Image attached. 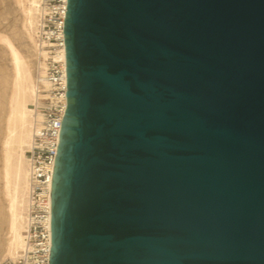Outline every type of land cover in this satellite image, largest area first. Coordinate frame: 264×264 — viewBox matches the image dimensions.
<instances>
[{
  "label": "water",
  "instance_id": "95a60500",
  "mask_svg": "<svg viewBox=\"0 0 264 264\" xmlns=\"http://www.w3.org/2000/svg\"><path fill=\"white\" fill-rule=\"evenodd\" d=\"M49 264H264V0H68Z\"/></svg>",
  "mask_w": 264,
  "mask_h": 264
},
{
  "label": "built area",
  "instance_id": "2783aa9c",
  "mask_svg": "<svg viewBox=\"0 0 264 264\" xmlns=\"http://www.w3.org/2000/svg\"><path fill=\"white\" fill-rule=\"evenodd\" d=\"M68 0H38L36 42L44 72L30 105L33 133L26 151L28 203L24 246L15 260L2 264H49L51 195L62 123L67 109V71L64 25Z\"/></svg>",
  "mask_w": 264,
  "mask_h": 264
},
{
  "label": "bare ground",
  "instance_id": "6f19581e",
  "mask_svg": "<svg viewBox=\"0 0 264 264\" xmlns=\"http://www.w3.org/2000/svg\"><path fill=\"white\" fill-rule=\"evenodd\" d=\"M19 15L22 44L31 50L27 54L7 35L0 33V48L6 51L9 80L3 91L0 114L3 117L0 143L2 194L6 204L8 239L4 258L15 260L24 246L28 203V163L26 151L33 133L34 100L37 78L44 72L43 54L36 42L38 0H10ZM5 20V19H4ZM0 53L2 54V50ZM3 55V54H2ZM1 56V61L2 60ZM5 60L3 61V63ZM7 82V83H6Z\"/></svg>",
  "mask_w": 264,
  "mask_h": 264
},
{
  "label": "rangeland",
  "instance_id": "374dc122",
  "mask_svg": "<svg viewBox=\"0 0 264 264\" xmlns=\"http://www.w3.org/2000/svg\"><path fill=\"white\" fill-rule=\"evenodd\" d=\"M10 0H0V33H3L10 37L15 44H18L27 54L31 53V50L29 48L25 47L20 38L19 34V15L13 10L15 7L13 5L11 6ZM5 19V20H4ZM1 49V48H0ZM2 50V49H1ZM3 54V55H2ZM2 54L0 53V59L1 56L3 57L5 62L0 60V62L5 65L7 63V55L6 51L2 50ZM7 67H4L5 71L2 69V65L0 64V103L3 102V91L6 87V90L8 89V83L6 86H4L5 81L9 80L8 71L6 69ZM2 125H3V117L0 114V143H1V137H2ZM6 204L5 200H3V194H2V179H1V154H0V264L4 263L7 260H11L10 258H4L3 254L6 249V241L8 239V229H7V214H6Z\"/></svg>",
  "mask_w": 264,
  "mask_h": 264
}]
</instances>
